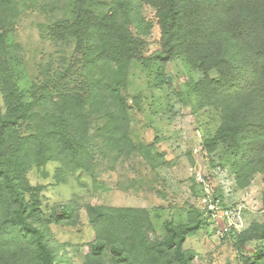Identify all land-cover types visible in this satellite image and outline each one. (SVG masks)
Masks as SVG:
<instances>
[{
    "label": "trees",
    "instance_id": "1",
    "mask_svg": "<svg viewBox=\"0 0 264 264\" xmlns=\"http://www.w3.org/2000/svg\"><path fill=\"white\" fill-rule=\"evenodd\" d=\"M98 1L74 0L72 20L46 26L52 39L73 41L72 54L55 71L42 68L24 94L7 61L17 4L0 0V264H59L48 223L39 219L37 202L25 199L24 174L54 160L93 174L89 162L96 155L117 158L129 149L136 100L126 90L133 61L150 67L181 57L201 72L191 87L197 106L219 114L205 147L234 153L238 187L264 177V0H111L106 12L98 11ZM140 5L153 10L159 30V49L149 55L144 36L153 23L139 17ZM261 202L264 207V190ZM85 210L94 240L83 264H192L194 253L183 242L198 230L197 215L177 225L165 221L159 238L149 235L143 208ZM69 215L66 207L54 222ZM248 243H255L253 252H240L239 263L264 264V219L240 232L234 247L241 251Z\"/></svg>",
    "mask_w": 264,
    "mask_h": 264
},
{
    "label": "rangeland",
    "instance_id": "2",
    "mask_svg": "<svg viewBox=\"0 0 264 264\" xmlns=\"http://www.w3.org/2000/svg\"><path fill=\"white\" fill-rule=\"evenodd\" d=\"M15 2L18 15L7 33V61L20 90L27 94L42 68L55 71L70 59L73 41L52 39L46 26L60 19L72 20L74 0ZM110 3L99 0L96 8L106 12ZM137 14L143 22L153 23L144 36V53L149 55L159 49L154 12L140 5ZM201 77V72L181 57L150 67L133 61L126 90L136 100L129 112V149L117 158L96 155L89 162L93 174L81 167L62 166L56 160L25 172V199L37 202L39 219L48 223L47 238L59 264L84 262L94 240L86 205L143 208L152 223L149 235L159 238L164 235L165 221L177 225L197 215L201 221L198 230L183 242V248L194 253L192 264H241L239 253L253 252L255 243H248L241 251L234 244L249 224L264 219V177L256 174L248 186L238 187L234 153L221 146L213 152L205 147L204 140L215 130L219 114L213 108L197 106L191 87ZM0 108L4 110L1 94ZM96 137L100 142L101 134ZM199 177L209 185L208 193ZM204 195L218 211L224 208L238 213V226L217 236L222 221H213L207 204L201 201ZM66 207L70 215L54 222Z\"/></svg>",
    "mask_w": 264,
    "mask_h": 264
},
{
    "label": "built area",
    "instance_id": "3",
    "mask_svg": "<svg viewBox=\"0 0 264 264\" xmlns=\"http://www.w3.org/2000/svg\"><path fill=\"white\" fill-rule=\"evenodd\" d=\"M204 180L205 179H203L202 177H199V182L203 183V188L206 190V193H208L207 191L209 190L208 189L209 185L206 184ZM205 195L201 198V201L207 204L208 207L207 210L209 211L213 221L217 222L218 218H220L222 221V225L217 226V231H216L217 236L222 237L225 234L229 233L231 229L238 226L235 220H239L240 216L238 213L235 214L229 209L222 208L221 210L218 211L215 205L208 203L209 199Z\"/></svg>",
    "mask_w": 264,
    "mask_h": 264
}]
</instances>
